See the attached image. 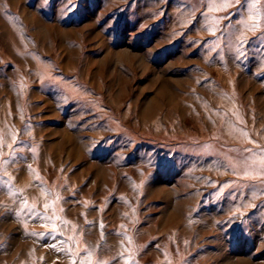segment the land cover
Listing matches in <instances>:
<instances>
[{"label":"rangeland","instance_id":"1","mask_svg":"<svg viewBox=\"0 0 264 264\" xmlns=\"http://www.w3.org/2000/svg\"><path fill=\"white\" fill-rule=\"evenodd\" d=\"M261 149L264 0H0V264H264Z\"/></svg>","mask_w":264,"mask_h":264},{"label":"snow or ice","instance_id":"2","mask_svg":"<svg viewBox=\"0 0 264 264\" xmlns=\"http://www.w3.org/2000/svg\"><path fill=\"white\" fill-rule=\"evenodd\" d=\"M253 27H255V26H253ZM9 147H12V146L9 145ZM261 155L264 156V149H261ZM260 164H261V166H264V159H261ZM48 207L49 206L46 204L45 208H48ZM32 211H34V210H32ZM36 216L41 218V219H49L48 217H45L44 214H42V213H36ZM34 219H35V217H34ZM65 226H67V225H65ZM73 264H75V262H73Z\"/></svg>","mask_w":264,"mask_h":264}]
</instances>
